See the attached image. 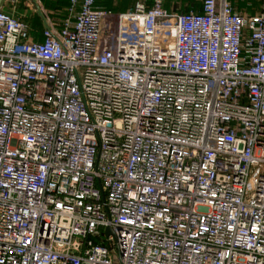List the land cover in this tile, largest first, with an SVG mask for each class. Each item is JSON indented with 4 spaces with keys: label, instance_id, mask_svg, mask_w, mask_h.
<instances>
[{
    "label": "built area",
    "instance_id": "built-area-1",
    "mask_svg": "<svg viewBox=\"0 0 264 264\" xmlns=\"http://www.w3.org/2000/svg\"><path fill=\"white\" fill-rule=\"evenodd\" d=\"M8 1L0 264H264V0H140L103 41V0L41 41Z\"/></svg>",
    "mask_w": 264,
    "mask_h": 264
},
{
    "label": "rangeland",
    "instance_id": "rangeland-1",
    "mask_svg": "<svg viewBox=\"0 0 264 264\" xmlns=\"http://www.w3.org/2000/svg\"><path fill=\"white\" fill-rule=\"evenodd\" d=\"M57 2H62L65 3V0H56ZM202 0H166V7L170 9L172 13H182L186 12L188 10L195 9L197 10L199 8V5L201 4ZM17 4L14 6V11L16 14H21L23 15L22 18L26 20V22L30 25L31 30H32V35L34 37L35 41H39L37 39L36 30L39 28H42L44 21H47L49 24L53 25L54 27H58V25L61 23V17L59 14L55 16V14H52L54 17H52L51 14H49L48 10L46 8L47 5H49V0H41L40 2L42 4H39L37 0H16ZM47 3V5H46ZM254 4H256L254 2ZM234 6H240V8L247 7V3H237L233 1ZM36 7L40 9L39 15L36 14ZM239 8V7H236ZM5 13H10L11 10V5L9 4L8 0L3 1V5L0 8ZM55 12V9L54 11ZM59 11H56V13ZM33 13V15H31ZM31 15V16H30ZM31 17V18H30ZM54 18V19H53ZM116 27H117V16L109 15L107 17H104L101 23V34L100 38L103 41V37H108L109 39L112 38L113 33L116 32ZM100 48V46H99ZM98 48V49H99Z\"/></svg>",
    "mask_w": 264,
    "mask_h": 264
},
{
    "label": "crops",
    "instance_id": "crops-1",
    "mask_svg": "<svg viewBox=\"0 0 264 264\" xmlns=\"http://www.w3.org/2000/svg\"><path fill=\"white\" fill-rule=\"evenodd\" d=\"M40 1L41 0H37L38 3ZM138 1H140V0H103L98 4V6L105 9L106 11H108L110 13V15L118 17L120 14H124V13H127L130 10H132L135 3ZM149 1L150 0H147V2H146L147 5H149ZM48 3H49V5H47V3H46V5H47L46 8L49 9L48 13L51 15L55 14V16L57 14H59V16L61 17V20H60L61 22L63 21V19H65L68 16V13L66 12V10L69 6V0H65V3L57 2L56 0H49ZM39 4H42V3L40 2ZM164 7L169 12H171L170 9H168V7H166V0L164 2ZM54 9H55V12H52V11H54ZM76 10H78V7L76 8ZM192 10H194L195 12H200L201 11V4L199 5V8L197 10H195V9H192ZM56 11H59V12L56 13ZM188 11H190V10H188ZM188 11H186V12H188ZM36 14L39 15L37 12H36ZM17 15L23 16L21 14H17ZM31 15H33V13H31ZM52 17H54V16L52 15ZM41 29L42 28L37 29L36 30L37 32L35 34V36H37V39H39V41H41V35H40ZM112 45H113V43H112Z\"/></svg>",
    "mask_w": 264,
    "mask_h": 264
},
{
    "label": "bare ground",
    "instance_id": "bare-ground-1",
    "mask_svg": "<svg viewBox=\"0 0 264 264\" xmlns=\"http://www.w3.org/2000/svg\"><path fill=\"white\" fill-rule=\"evenodd\" d=\"M127 23H129V20H128V19L125 20V25H126Z\"/></svg>",
    "mask_w": 264,
    "mask_h": 264
},
{
    "label": "trees",
    "instance_id": "trees-1",
    "mask_svg": "<svg viewBox=\"0 0 264 264\" xmlns=\"http://www.w3.org/2000/svg\"><path fill=\"white\" fill-rule=\"evenodd\" d=\"M255 5V4H254ZM235 7H239V8H237V9H240V6H235Z\"/></svg>",
    "mask_w": 264,
    "mask_h": 264
},
{
    "label": "water",
    "instance_id": "water-1",
    "mask_svg": "<svg viewBox=\"0 0 264 264\" xmlns=\"http://www.w3.org/2000/svg\"><path fill=\"white\" fill-rule=\"evenodd\" d=\"M2 2V0H0V3Z\"/></svg>",
    "mask_w": 264,
    "mask_h": 264
}]
</instances>
